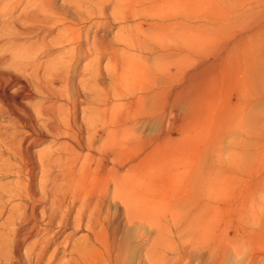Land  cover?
<instances>
[{"label":"bare ground","instance_id":"6f19581e","mask_svg":"<svg viewBox=\"0 0 264 264\" xmlns=\"http://www.w3.org/2000/svg\"><path fill=\"white\" fill-rule=\"evenodd\" d=\"M190 6L189 0H0V174L18 176L0 183L6 218L0 262L125 264L138 241L140 264H180L201 246L216 209L204 185L219 180L222 137L264 131V6L253 20L227 22H239L241 31L219 51L210 36L227 25L209 24V33L198 34L205 25L189 22ZM118 20L124 25L113 35ZM30 37L22 57L15 42ZM221 77H235L236 99L197 146L184 191L158 199L157 143L147 132L161 110L158 98L170 104L157 116L158 138H170L179 125L167 115L178 109L200 118ZM113 98H127L133 115L126 117L121 102L110 105ZM49 137L47 148H35ZM126 226L144 230L132 236ZM82 228L87 232L75 239Z\"/></svg>","mask_w":264,"mask_h":264},{"label":"rangeland","instance_id":"374dc122","mask_svg":"<svg viewBox=\"0 0 264 264\" xmlns=\"http://www.w3.org/2000/svg\"><path fill=\"white\" fill-rule=\"evenodd\" d=\"M189 1L191 2V19L189 22L191 24H199L200 22L205 25V27L202 26L199 30H196L197 33L201 31L200 35L209 33L206 28V25L209 24L219 25L220 21H222V23L224 22L227 25V22L234 18L241 22L253 20L258 17L256 14L258 9L256 8L264 6V0ZM209 19H212V21ZM122 25H124V22L121 20L116 21L112 34L115 35ZM240 26L238 22L216 30L210 36L209 45H213V48L216 46L212 50L219 51L234 33L241 31ZM33 40L34 38L32 37L18 38L14 45L18 47L16 51L19 52L20 50L19 53L22 57L27 56V47L30 44L29 42ZM121 45L124 46V44ZM22 50L25 51L23 52ZM212 50L208 54L210 58L214 54ZM22 57L20 58L23 59ZM106 63L107 60L104 61V65ZM77 80L79 81L78 75H75L73 83L78 82ZM106 82L110 87L111 94L112 86L109 77ZM235 82V77H232V79L228 77L219 78L216 87L212 90V96L207 102L208 110L200 118H195L193 115L189 116L187 112L185 113V111L178 109H175L173 115L168 114L167 122H174L173 124H177L176 127L179 125V128L177 127L173 130L170 138H158L160 130L158 129L159 121L157 116L170 107L169 103H163V101L166 102L165 96L158 98L157 104L161 107V110L159 108L155 115L156 125H153L151 130H147L148 134L155 135L153 144L156 145L157 143L152 161L154 162V167H157L155 169L156 189L157 192L159 191L157 194L160 196L162 193L164 197L162 195L160 197L157 196L158 199H163L164 201L172 200L186 188L185 186L193 173L194 164L192 163L196 159L197 146L202 145L205 136L218 116V112L224 110L229 99H236L237 83ZM130 89H132L131 92L133 93L139 91L135 87ZM131 92L129 91V93ZM127 100V98L118 100L113 98L110 105L116 101L121 102V111L127 117L128 112L129 115L131 112L133 115L135 106L128 103ZM181 132L182 134H180ZM261 135V137H247L245 133H239L238 135L227 134L222 137L221 143L224 149L222 150V166L219 171V180H216L214 184L206 183V186L204 185V191L207 187L205 191L208 194L206 195L207 200H210L216 206V209L211 212L212 214L209 215L207 220V223H210V229L205 232L201 246L193 249L192 257L188 260L183 259L180 264H264V131ZM51 141L52 138L49 137L46 141L36 145L35 148H47ZM169 141H171V144H169ZM232 141L236 143L232 144ZM168 145L171 146L168 147ZM131 152L132 150H126V160L129 159ZM5 156H8V154ZM170 166L172 167L170 168ZM17 177L16 173L0 174V183H14ZM15 201L18 200L15 199ZM114 211L115 207L112 206V212ZM5 221V217L0 218L1 232L6 231L4 227ZM125 228L126 232L132 236L138 235L144 230V227L141 226H126ZM85 232L87 231L84 228L79 229L75 234V239L81 238ZM137 243L139 242L135 241L132 246L126 257L125 264H140L143 258L142 249ZM0 264L8 263L2 261Z\"/></svg>","mask_w":264,"mask_h":264}]
</instances>
